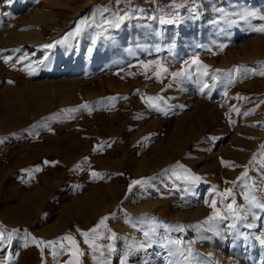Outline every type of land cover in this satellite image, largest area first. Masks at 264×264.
Here are the masks:
<instances>
[{"label":"rangeland","instance_id":"obj_1","mask_svg":"<svg viewBox=\"0 0 264 264\" xmlns=\"http://www.w3.org/2000/svg\"><path fill=\"white\" fill-rule=\"evenodd\" d=\"M261 17L0 0V264H264Z\"/></svg>","mask_w":264,"mask_h":264},{"label":"snow or ice","instance_id":"obj_2","mask_svg":"<svg viewBox=\"0 0 264 264\" xmlns=\"http://www.w3.org/2000/svg\"><path fill=\"white\" fill-rule=\"evenodd\" d=\"M256 13L254 12H249L247 13V16H255ZM261 19H264V17H261ZM166 22H170V21H164V20H161V23H166ZM257 31H260V32H264V27H261L259 29H256ZM5 62L7 63V60H5ZM194 63H198L196 61H194ZM164 71H167L166 69H164ZM205 74H207L205 72ZM174 76H179V75H183V73H174L173 74ZM260 75H264V72H261ZM205 87H207V85H205ZM45 163H48L47 161H45ZM36 171H40L41 169L40 168H36L35 169ZM93 176H97L98 174L97 173H92ZM192 180L194 181H198L200 178L199 177H196V176H192L191 177ZM137 183H141V181H133L132 184H137ZM130 188H131V185H130ZM213 191H215V189H213ZM228 196H231V191L229 190L227 193H226ZM245 199H248L247 197H245ZM250 203H252V201H249ZM211 206L215 209V201H212L211 203ZM253 207H258V208H262L264 209V203H253L252 205ZM229 208H231V205H229ZM219 213H216V216H218ZM214 217H210V219H213ZM101 224H103V220L101 221ZM249 227H251V225H249ZM93 231H95V229H93ZM85 238H86V242L87 241V234L85 233ZM145 235H147V233H145ZM113 237H114V234H113ZM63 239L65 240H68L72 243L73 246L76 245V242L75 240L71 237V236H65ZM3 241V236L2 234H0V242ZM34 242L37 244V246L41 245V244H45L47 243L48 246H52L53 244L55 243H58V241H49V242H44V241H35ZM178 243V241H177ZM261 244H264V240L261 241ZM53 255H56V253L54 252ZM121 264H123V261L121 262Z\"/></svg>","mask_w":264,"mask_h":264}]
</instances>
